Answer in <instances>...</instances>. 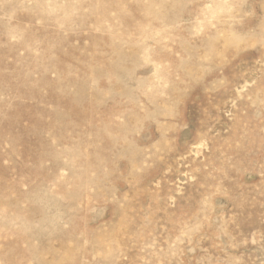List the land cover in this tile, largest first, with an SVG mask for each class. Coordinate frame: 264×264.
<instances>
[{"label":"rangeland","instance_id":"1","mask_svg":"<svg viewBox=\"0 0 264 264\" xmlns=\"http://www.w3.org/2000/svg\"><path fill=\"white\" fill-rule=\"evenodd\" d=\"M0 264H264V0H0Z\"/></svg>","mask_w":264,"mask_h":264}]
</instances>
